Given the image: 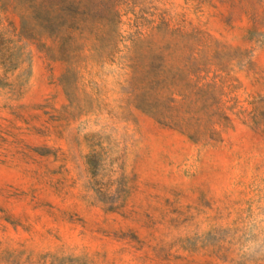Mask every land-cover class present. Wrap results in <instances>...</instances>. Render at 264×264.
<instances>
[{"label":"rangeland","instance_id":"374dc122","mask_svg":"<svg viewBox=\"0 0 264 264\" xmlns=\"http://www.w3.org/2000/svg\"><path fill=\"white\" fill-rule=\"evenodd\" d=\"M0 264H264V0H0Z\"/></svg>","mask_w":264,"mask_h":264}]
</instances>
